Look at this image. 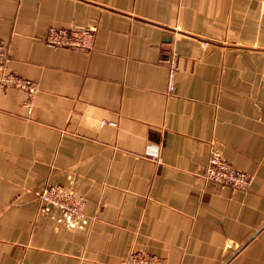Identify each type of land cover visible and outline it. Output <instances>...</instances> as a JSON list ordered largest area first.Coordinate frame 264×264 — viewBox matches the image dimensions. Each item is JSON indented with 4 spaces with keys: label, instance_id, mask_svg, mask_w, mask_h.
<instances>
[{
    "label": "crops",
    "instance_id": "obj_1",
    "mask_svg": "<svg viewBox=\"0 0 264 264\" xmlns=\"http://www.w3.org/2000/svg\"><path fill=\"white\" fill-rule=\"evenodd\" d=\"M51 26L94 46H50ZM0 40L38 85L32 107L0 88V264H264V0H0ZM214 149L248 190L204 179Z\"/></svg>",
    "mask_w": 264,
    "mask_h": 264
},
{
    "label": "built area",
    "instance_id": "obj_2",
    "mask_svg": "<svg viewBox=\"0 0 264 264\" xmlns=\"http://www.w3.org/2000/svg\"><path fill=\"white\" fill-rule=\"evenodd\" d=\"M94 37L92 28L51 26L48 28L44 39L47 44L56 48L68 47L77 51H87L94 46ZM8 60V42L0 40V88L18 87L24 89L28 95L27 105L32 107L38 92L37 83L10 71L7 67ZM176 69L177 55L173 56L172 53L170 60V90L173 89V75ZM202 175L207 181L244 191L248 190L254 181L253 174L235 167L222 156L218 149L211 152ZM39 196L46 205L56 207L65 216L79 219L85 215V197L61 184L50 183L45 185ZM120 264H167V262L165 258L155 253L135 249L130 251Z\"/></svg>",
    "mask_w": 264,
    "mask_h": 264
}]
</instances>
